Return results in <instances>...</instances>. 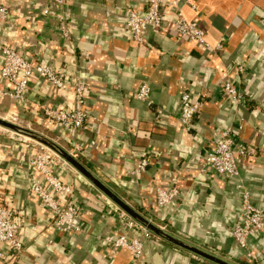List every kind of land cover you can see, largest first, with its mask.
<instances>
[{
	"label": "crops",
	"instance_id": "obj_1",
	"mask_svg": "<svg viewBox=\"0 0 264 264\" xmlns=\"http://www.w3.org/2000/svg\"><path fill=\"white\" fill-rule=\"evenodd\" d=\"M179 2L185 18L204 30L209 48L177 41L170 30L150 31L144 44L135 43L125 14L143 11L145 0H64L57 7L47 0H0L11 14L0 22V47H19L83 80L89 119L74 152L40 110L44 104H71V91L59 92L36 78L23 104L0 98V115L15 116L21 126L55 141L172 236L233 264H264V227L248 237L245 249L231 235L241 215L238 185L264 215V0ZM61 17L67 38L61 34ZM226 80L245 91L244 102L224 101L220 87ZM143 82L151 91L145 101L134 97ZM185 91L199 103L189 130L178 121L179 96ZM224 127L247 149L233 179L204 170L200 162ZM29 144L0 128V202L24 215L23 250L13 259L0 258V264H211L151 233L136 234L142 262H133L128 250H114L108 240L120 232L117 207L65 162L57 174L74 186L87 212L81 232L54 230L27 191L34 174L27 164ZM144 156L149 164L135 174ZM173 186L178 195L159 206L157 189L168 195Z\"/></svg>",
	"mask_w": 264,
	"mask_h": 264
},
{
	"label": "built area",
	"instance_id": "obj_2",
	"mask_svg": "<svg viewBox=\"0 0 264 264\" xmlns=\"http://www.w3.org/2000/svg\"><path fill=\"white\" fill-rule=\"evenodd\" d=\"M51 6L62 5L64 0H47ZM44 13L48 10L44 9ZM11 14L5 6L0 5V22L9 20ZM125 27L132 40L138 45L144 44L150 31L161 33L170 30L176 35V40L188 39L201 48H209L205 39L204 30L196 23L188 21L181 9L179 0H145L143 11L128 10L125 14ZM61 34L67 38L66 23L61 17L59 21ZM220 44L217 45L219 49ZM2 64L0 78L4 87L0 86V98L9 97L15 102L23 104L29 88L34 79L43 80L48 87L57 91H71L72 103L69 105H41L43 121L50 124L58 135L63 137L77 152V136L84 129L89 119L87 102V89L85 82L78 76H68L64 71L52 67L41 58L32 57L19 47H0ZM243 70V65L239 66ZM148 82H143L134 97L147 100L150 94ZM220 93L228 104H238L245 101V91L239 90L231 81L221 84ZM199 111V103L188 91L179 96L178 121L183 128L189 130L193 118ZM15 116H13L14 121ZM16 119V118H15ZM27 149L30 151L27 158L29 169L33 171L30 176L27 191L31 199L51 218V227L63 234L69 235L82 231L81 220L87 212L83 201L75 197L74 186L63 181L57 174L60 158L41 145L29 141ZM73 152V153H74ZM247 149L238 144L230 127H224L217 132L212 147L201 158V167L216 174L222 179H233L238 176L239 157L245 156ZM61 163H64L62 161ZM148 158L142 157L137 163L134 173H142L148 166ZM240 197V220L232 228L231 235L240 249L247 247L248 237L259 232L264 227V215L253 203L251 194L242 186H237ZM178 191L175 186L167 195L157 189V203L164 206L171 198H175ZM118 211L119 234L108 243L114 250L125 249L130 252L133 262H142L143 245L137 237L138 232L149 233L125 213ZM24 224V215L16 208L0 202V258L13 259L23 250V242L19 234ZM246 260L251 256L246 253Z\"/></svg>",
	"mask_w": 264,
	"mask_h": 264
},
{
	"label": "water",
	"instance_id": "obj_3",
	"mask_svg": "<svg viewBox=\"0 0 264 264\" xmlns=\"http://www.w3.org/2000/svg\"><path fill=\"white\" fill-rule=\"evenodd\" d=\"M0 128L10 131L16 135L23 136L30 140L35 141L39 145L45 147L49 151L53 152L57 155L62 161L68 164L71 168H73L77 173H79L85 180H87L102 196H104L107 200H109L112 204H114L117 209L125 213L128 217H130L133 221H135L138 225L144 228L149 233L154 236L160 238L161 240L167 242L168 244L189 252L190 254L199 257L211 264H233L223 258H220L210 252H207L201 248H198L192 244H189L183 240H180L171 234L167 233L161 227L157 226L149 219H147L143 214H141L138 210L131 207L128 203H126L123 199L117 196L111 189H109L101 180H99L96 176H94L77 158H75L72 154L62 148L59 144H57L52 139L47 136L16 124L14 122H10L4 118L0 117Z\"/></svg>",
	"mask_w": 264,
	"mask_h": 264
},
{
	"label": "rangeland",
	"instance_id": "obj_4",
	"mask_svg": "<svg viewBox=\"0 0 264 264\" xmlns=\"http://www.w3.org/2000/svg\"><path fill=\"white\" fill-rule=\"evenodd\" d=\"M0 117L1 118H4V119H6V120H8V121H10V122H14V123H16V124H19L16 120H15V118H14V121H13V119L12 118H5L3 115L1 116L0 115ZM20 125V124H19ZM3 130H5V129H3ZM7 132H10V131H7ZM14 134V133H13ZM14 135H16V134H14ZM44 135V134H43ZM17 137H20V138H24V139H27V140H29V141H31V142H34V143H36L35 141H33V140H30V139H28V138H25V137H23V136H19V135H17ZM37 145H39L38 143H36ZM61 160V162H62V159H60ZM141 214H143L142 212H140ZM144 215V214H143ZM146 218H148L147 216H145Z\"/></svg>",
	"mask_w": 264,
	"mask_h": 264
},
{
	"label": "trees",
	"instance_id": "obj_5",
	"mask_svg": "<svg viewBox=\"0 0 264 264\" xmlns=\"http://www.w3.org/2000/svg\"><path fill=\"white\" fill-rule=\"evenodd\" d=\"M80 160V159H79ZM81 161V160H80ZM139 212H141V211H139Z\"/></svg>",
	"mask_w": 264,
	"mask_h": 264
}]
</instances>
